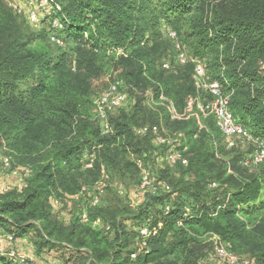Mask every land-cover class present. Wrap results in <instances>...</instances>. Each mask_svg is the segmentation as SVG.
<instances>
[{
    "label": "trees",
    "instance_id": "1",
    "mask_svg": "<svg viewBox=\"0 0 264 264\" xmlns=\"http://www.w3.org/2000/svg\"><path fill=\"white\" fill-rule=\"evenodd\" d=\"M57 2L63 8L66 46L52 44L48 33L37 37H47L61 50L68 42L74 43L58 55L46 46L26 50L36 36L24 31L21 16L0 7V142L32 167L23 190L0 195V230L15 240L30 236L39 252L55 250L73 264L75 260L78 264H201L205 238L213 236L229 244L239 257L248 254L254 264H264V176L239 177L234 171L228 173L229 168L220 170L215 178L219 197L206 191L208 176L201 171L213 159V119L200 123L196 107L191 117L181 121H172L169 112L173 105L183 114L189 100L200 96L194 65L179 66L176 72L163 69L164 60L174 62L172 46L156 61L157 52L148 40L160 20L174 26L179 40L186 39L190 45V54L205 62L208 80L231 94L230 109L238 122L264 140V69L260 65L264 62V0ZM120 69L126 86L144 82L153 87L152 100L163 94L168 102L156 110L141 106L130 113L121 110L113 116L112 133L106 136L87 96L94 80ZM29 80L34 82L31 88L21 91L19 84ZM140 115L146 116V124L167 127L170 135L182 139L188 147V165H177L181 177L175 180L167 177L165 165L161 169L154 163L158 176L161 173L171 181L172 192L146 195L139 207L125 201L90 207L91 198L84 189L97 193L94 177L102 175V167L125 180L134 168L125 161V147L134 152L155 150L151 137L139 138L133 132ZM203 121L208 128L200 129ZM9 155L5 157L13 168ZM86 155H95L91 169ZM154 155L146 158L153 163ZM238 158H243L241 152ZM80 194L79 218L83 211L88 214L84 229L78 230L75 222L65 227L51 219V198ZM184 195L191 201L186 202ZM167 204L168 212L164 210ZM186 206L192 214L184 218ZM97 219L109 225V234L93 227ZM127 221L146 223L156 230L148 248L128 250ZM150 222L161 225L153 227ZM0 264L20 263L0 251Z\"/></svg>",
    "mask_w": 264,
    "mask_h": 264
},
{
    "label": "built area",
    "instance_id": "2",
    "mask_svg": "<svg viewBox=\"0 0 264 264\" xmlns=\"http://www.w3.org/2000/svg\"><path fill=\"white\" fill-rule=\"evenodd\" d=\"M63 11L62 6L57 0H26L23 6H17L15 13L19 16H24L28 23L34 26H40L44 21L47 22L50 30V42L58 47H65L66 41L62 35L64 31V23L60 16ZM169 40L174 51V62L181 67H185L189 63L194 65V82L200 91V96L197 99L191 98L188 102L186 113L193 114L196 107V117L199 122L212 116L216 125L227 144V148L242 149L248 146L253 147L250 157L246 160V166H263L264 165V140L254 137L247 128L238 122L233 112L230 109L231 94L224 91L223 87L218 82L209 81L206 73L205 62L197 60L190 53H188L179 40L175 31H169ZM261 69H264V62L261 64ZM162 68L165 70H172V62L164 60ZM128 87L121 80H116L111 83L96 99L94 117L96 122L100 125L103 135H110L112 133V125L109 122L111 115H114L127 107H132L135 101L132 100L128 93ZM202 99V100H200ZM172 120H180L185 115H179L174 108H170ZM203 125L200 124V129ZM135 136L139 138L151 137L156 146L161 150L155 157L153 156V163L146 162L143 157H138L136 165L141 172V183L139 191L145 195H158L160 193L172 192V187L165 181L159 179L157 174V166L162 165L163 161L174 167L178 164L188 165V159L185 157L187 148L180 137H170L166 131L158 125H143L133 130ZM165 150V152L163 151ZM164 154V155H161ZM157 163V166L154 164ZM93 167V161L88 163V168ZM159 167V166H158ZM1 169L4 173H18L17 169L12 168L11 160L8 157H3L1 162ZM30 170L22 173L23 182L16 187L21 191L26 186L27 178L30 175ZM0 172V183H1ZM212 188H217V184L210 185ZM102 187V186H100ZM5 188H0V195L5 194ZM100 192L97 193L90 200V207H97L100 204ZM166 212L170 211V205H166ZM192 214V208L186 206L184 209V218ZM81 219L88 221V214L83 211ZM99 222H96V224ZM109 230V227H107ZM156 235V230L145 224L138 229V252L148 248L149 241ZM211 239L215 242L214 253L219 258L222 264H254L253 261H244L241 257L230 250V245L223 243L218 237L213 236ZM14 237L8 235V241L14 242ZM9 258L16 260L20 264H32L31 260L21 254L11 252L7 254ZM135 257V255L133 256Z\"/></svg>",
    "mask_w": 264,
    "mask_h": 264
},
{
    "label": "rangeland",
    "instance_id": "3",
    "mask_svg": "<svg viewBox=\"0 0 264 264\" xmlns=\"http://www.w3.org/2000/svg\"><path fill=\"white\" fill-rule=\"evenodd\" d=\"M26 0H0V7H6L9 10H12L15 12V8L19 5V6H23V4L25 3ZM62 18V16L60 17ZM19 22L22 25V28L24 29V31L29 35V34H34L36 37L34 38V40H32L29 45L26 46V50H34V49H39L42 46H46L47 48H49L52 53L54 55H58L61 52H68L74 45L73 42H68L67 44V48H65V50H61L56 46H53L49 43L47 37L45 38H39L37 36H39L42 33H45L47 35L50 34V30H49V26L47 24L46 21H44L42 24H40V26H34L30 23L27 22L26 18L24 16H21ZM176 28L168 23H166L165 21H159L154 30H152L151 32H149L148 34V40L149 42L152 44L153 51H156L157 53L154 54V57L156 58V61L158 58H161V55L164 53V51L166 50V48L169 47V49H171V42L169 40L168 37V33L169 31H175ZM183 38V37H182ZM182 44L184 45L186 51L188 53H190L191 47L190 45L187 43L186 39L183 40ZM148 49V51L150 52L151 47L146 48ZM173 51V49H171ZM152 52H150V56ZM162 59V58H161ZM173 69L176 71L179 70V66L173 62L172 63ZM158 67H160V64L158 63ZM161 69V68H160ZM168 72H172V71H168ZM116 80H121V81H125V79L122 77V69H120L118 72H110L109 74L103 75L101 76L99 79L94 80L91 84V91L89 93L88 100L90 102V104L92 105L93 108V113L95 110V105H93V103H95L96 99L98 98V96L114 81ZM33 81L29 80L26 82H23L21 84H19V89L21 91H27L31 88V86L33 85ZM146 84L144 82H140L138 85H127L128 86V93L129 96L132 100L135 101V104L132 105L133 107H127L126 109H129L128 113L132 112L135 108H139L141 107H148V108H155V110L158 108L159 109V105L161 104L162 106H164L168 100L167 97H165L163 94L160 95V98L158 100H152L151 98H153V87H150V85L145 86ZM160 111V110H159ZM161 112V111H160ZM117 114V113H116ZM179 114V113H178ZM186 114V115H185ZM115 115V114H114ZM114 115H111L109 118V122L112 125V123L114 122L115 119H113ZM181 116L185 115L184 117H182L180 120H172V121H181L184 119H188L189 117H191V114H188L184 111L183 114H179ZM118 116V115H117ZM116 116V117H117ZM115 117V118H116ZM212 118L213 120H215L212 116H209L207 119ZM145 118L146 116L143 115V117L140 115L138 117V122L136 123L135 127L138 128L140 127L142 124H146L149 122H145ZM206 119V120H207ZM205 120V121H206ZM213 120H211V125H213V127L211 128V134H213L212 136L214 137V142L211 144V149H210V153L213 154V159H211L207 165H205L202 168L201 173L202 174H207L208 176V182L206 184V191L208 193L211 194H217V197H219V192H220V185L218 183L217 180H215L217 174L220 172V170H228V173H231L232 171L236 172V174L241 177L243 176V174L246 175H252V174H257L259 173V175H263L264 176V167H256V166H246L245 162L246 160L249 158V155L251 154V152L253 151V147L252 146H248L246 147L244 150H238V151H234L231 149L227 148V144L224 141V139L219 135L218 131H217V125H216V121L213 122ZM144 121V122H143ZM207 122V121H206ZM206 122H202V125L204 127L208 128V124ZM210 122V121H209ZM213 122V124H212ZM215 123V124H214ZM207 124V125H206ZM148 125V124H146ZM167 127L164 129L166 131V134L170 137H173L172 135H170L168 133V131L166 130ZM184 143V142H183ZM151 147H155L154 145H151ZM188 149V147H186ZM156 149V148H155ZM241 152V155L243 156L242 159L238 158L239 153ZM134 153V151L132 152ZM7 154L13 159V164H14V169H17L18 172L20 174L24 173L26 170H31L32 167L27 165L26 161L24 160H19L16 159V157L14 156V152L5 145V143H1L0 142V157H5L7 156ZM162 155V154H161ZM141 156H145V160L146 162H150L149 159L146 158V156H148V154H128L126 152V154H124V158L126 159L125 161L127 162H132L131 164L134 166V168H132V173H130L129 175H127L125 177V180H123L122 178H120V176H115L112 172L107 173L108 179H102L103 176L102 175H98L94 177V180L98 179L95 181V183H99L101 182V185H97L94 187H97L99 191H97V193L100 192V206L104 205V206H117L118 204L121 205L123 203V201L125 202H129L131 197L134 200H138L141 196H144L140 191H139V186L141 183V172L139 170V168L136 165V159L138 157ZM150 158V157H149ZM162 165H165L166 171H168V178L172 179L175 178V180H179V176L181 177V173L180 170L178 169V166H174V167H170L165 160L162 162ZM1 164V163H0ZM130 164V163H129ZM183 166V165H182ZM161 171V170H160ZM0 172H2V174L4 173V171L1 169V165H0ZM179 172V173H178ZM106 175V174H105ZM192 175H186L185 177L187 179H192L191 177ZM198 176H201V174L199 173ZM168 178H164L161 173L159 174V179H161L162 181H165L167 184L173 186ZM214 182H217V188H212L210 185H212ZM115 184H119L121 186H115ZM102 186V187H100ZM96 191V190H95ZM96 193V194H97ZM185 196V195H184ZM146 197V195L144 196V198ZM187 196H185L186 198ZM172 198H177L175 196H172ZM191 201L190 197H187L186 202H189V200ZM59 202V204H55L54 208H52V204L50 206V217L52 220L57 221L59 224H61L62 226H68L69 224L74 223L76 225V228L78 230L80 229H84L85 225L87 224V221H83L82 219L79 218V209H80V205H81V201L78 203H75L74 205L72 204L69 208L67 209V205H65L67 202H69V200L67 199L66 196L63 197H56L55 198V203ZM137 202V201H135ZM61 203H62V207H61ZM79 205V206H78ZM153 211L157 214L159 212V210H157V208H153ZM101 220V219H100ZM103 221V220H102ZM105 223V222H104ZM146 223L143 224H137L135 222H132L130 224V227H127V231L130 234V240H129V249L130 251H138V229L140 228V226L145 225ZM150 225H153V223H149ZM161 225V223H159ZM157 224L156 226L153 225V227H158ZM109 225L108 224H102V223H97V224H93V227L100 229L102 232H104L105 234H109V230L107 229ZM107 238H109L108 235H106ZM207 241V247L205 249V257H203L201 259V264H222L221 261L219 260L218 257H216L215 253H214V246H215V242L211 239L206 237L205 238ZM23 255V254H21ZM45 255L47 257H49L48 259H58L60 260V263L62 264H73L74 261H66L64 260L63 256L64 254L61 253H57L55 250L53 251H45ZM242 260L244 261H248L251 259V256L248 254H240ZM66 258V257H65ZM75 263L78 264V262ZM32 264H34L32 262ZM36 264V263H35Z\"/></svg>",
    "mask_w": 264,
    "mask_h": 264
},
{
    "label": "crops",
    "instance_id": "4",
    "mask_svg": "<svg viewBox=\"0 0 264 264\" xmlns=\"http://www.w3.org/2000/svg\"><path fill=\"white\" fill-rule=\"evenodd\" d=\"M171 107L175 109V107L173 105H170L169 109ZM124 110L126 111V113H128V111H129V109H124ZM118 113H120V112H118ZM117 114H115V115H117ZM151 145H154L158 150L155 149L154 151H149L145 148H142L140 152L132 153L133 148L126 146L125 149L127 150L128 154H159V151H161V150L156 146V144L153 140L151 141ZM93 154H95V153H93ZM2 158L0 157V163L2 162ZM85 159L87 160V163H89L91 160L94 162L95 155H86ZM158 166L161 169L163 168V165H158ZM87 168H88V164H87ZM88 169H91V168H88ZM102 176H103L102 179H105V178L108 179L105 167H102ZM22 182H23V177H22V174H20L19 172L18 173H11V172L7 173L6 172V173H3L1 175L0 188H5V190H6L5 193H7L11 190L16 189V187L19 186L20 184H22ZM101 182L96 183V186L101 185L102 184ZM115 186H121V185L115 184ZM95 190H96V192L99 191L97 187H95ZM84 191L88 192V194H89L88 196H90L91 199L96 194V193L94 194L93 190H87V189L85 190L84 189ZM66 197L69 200V202H67L65 205H67V209H70L69 207L72 204L74 205L75 203L80 202V200L82 199L81 198L82 194L73 195V196L67 195ZM144 200H145L144 196H141L138 200H134L131 197V199L128 203L136 208V207L141 206L144 203ZM135 201H137V202H135ZM50 204H52V206L53 205L55 206V204H59V202L56 201V203H55V198H51ZM82 204L84 205V203H82ZM54 206L52 208H54ZM62 206L63 205L61 203V207ZM96 222L104 224V221H102L100 219H97L95 221V223ZM132 222L133 221H127L126 222L127 226L130 227V224ZM0 251L3 252L4 254H10L11 252L16 253V254H23V255L27 256L31 260V262H33L34 264L35 263L36 264H62V263H60V260H58V259H48L49 257H47L45 255V251L39 252L37 250L36 246L34 245V243L32 242L30 236H25L23 238H19V239L14 240V242H9L8 241V234L2 230H0Z\"/></svg>",
    "mask_w": 264,
    "mask_h": 264
}]
</instances>
